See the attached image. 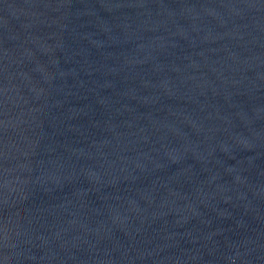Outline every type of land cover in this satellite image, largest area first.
<instances>
[{
	"label": "water",
	"instance_id": "1",
	"mask_svg": "<svg viewBox=\"0 0 264 264\" xmlns=\"http://www.w3.org/2000/svg\"><path fill=\"white\" fill-rule=\"evenodd\" d=\"M0 264H264V0H0Z\"/></svg>",
	"mask_w": 264,
	"mask_h": 264
}]
</instances>
